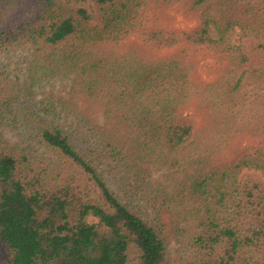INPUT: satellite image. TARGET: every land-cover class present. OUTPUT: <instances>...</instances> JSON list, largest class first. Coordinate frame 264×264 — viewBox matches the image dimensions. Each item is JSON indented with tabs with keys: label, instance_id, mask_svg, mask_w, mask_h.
I'll return each mask as SVG.
<instances>
[{
	"label": "trees",
	"instance_id": "16d2710c",
	"mask_svg": "<svg viewBox=\"0 0 264 264\" xmlns=\"http://www.w3.org/2000/svg\"><path fill=\"white\" fill-rule=\"evenodd\" d=\"M91 1L100 26L88 0H0V55L30 46L32 56L30 83L0 71V128L23 133L0 132V241L12 264H170L172 231L188 236L192 264H264V183L240 178L264 175V149L224 160L211 135L264 134V0ZM150 3L199 24L150 27ZM237 27L250 47L234 43ZM134 37L144 45L103 52ZM208 55L217 79L203 86L187 58ZM71 75V97L102 107L103 123L76 101L34 100L35 84Z\"/></svg>",
	"mask_w": 264,
	"mask_h": 264
},
{
	"label": "rangeland",
	"instance_id": "374dc122",
	"mask_svg": "<svg viewBox=\"0 0 264 264\" xmlns=\"http://www.w3.org/2000/svg\"><path fill=\"white\" fill-rule=\"evenodd\" d=\"M93 10H96L93 18L89 21V25L100 26V20L97 13L96 4L91 0L87 2ZM146 16L148 17L149 26H162L167 29L188 32L196 28L199 24V18L197 14H185L183 9H163L157 5L150 3L146 8ZM234 43L239 47L248 48L251 41H255L250 37H243L240 29L237 27L236 32L233 36ZM257 42V41H256ZM144 41L141 38L134 37L131 41L122 45H106L103 52L110 56H122L123 54L129 53L134 46H143ZM250 47V46H249ZM121 54V55H120ZM263 61L256 62L257 65L264 63ZM189 62L195 64L197 67V75H195V80L201 83L203 86L214 82L217 79V75L213 72L212 67L217 66V60L212 56L208 55L199 57H188ZM31 47L24 46L16 49L12 52H7L0 55V71H7L12 76H17L20 82H25L27 80L30 83V73H31ZM220 77V75L218 74ZM71 76L66 78H56L50 79V81H42V83L35 84L36 92L34 93V100H45L47 98H53L55 100L58 97L63 98V100L76 101L78 107L77 112L84 114H90L91 109H95L94 113L98 114L99 121L103 123L104 114L102 107H92L88 100L84 96L72 98L70 92ZM63 111V110H62ZM211 111V110H210ZM209 110L204 109L203 113H198L200 121L204 120L203 125L208 120H212L214 117ZM61 116H69L74 118L73 113H60ZM60 124L66 128L71 127L72 131L85 130L79 124L77 120L67 121L61 119ZM2 136L9 139L11 142H16L17 140H22L23 133L19 129H12L10 127L0 128ZM216 134L213 132L211 135L213 139L217 142V148L214 149V154L220 156L222 159H227L235 156L237 151L242 150L246 146H256L264 149V134H255L253 130L243 129L235 130L233 128L218 127L215 130ZM75 133V132H74ZM248 177H255L257 180L264 183V175L259 170L245 169L241 172L240 178L246 179ZM92 219V218H91ZM168 223L169 221L166 220ZM168 232H171L170 226L167 227ZM168 247H169V263L170 264H192V251L189 247V238L183 231H178L176 234L174 231L168 235ZM0 264H12L9 256L8 248L0 241Z\"/></svg>",
	"mask_w": 264,
	"mask_h": 264
}]
</instances>
